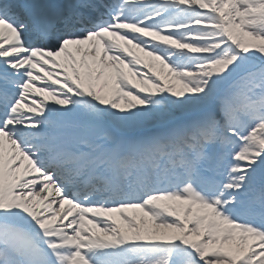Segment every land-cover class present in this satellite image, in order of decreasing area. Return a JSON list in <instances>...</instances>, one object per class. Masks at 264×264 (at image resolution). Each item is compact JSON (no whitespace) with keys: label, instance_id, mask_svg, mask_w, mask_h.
I'll use <instances>...</instances> for the list:
<instances>
[{"label":"snow or ice","instance_id":"6c2138e0","mask_svg":"<svg viewBox=\"0 0 264 264\" xmlns=\"http://www.w3.org/2000/svg\"><path fill=\"white\" fill-rule=\"evenodd\" d=\"M0 264H264V0H0Z\"/></svg>","mask_w":264,"mask_h":264},{"label":"bare ground","instance_id":"6f19581e","mask_svg":"<svg viewBox=\"0 0 264 264\" xmlns=\"http://www.w3.org/2000/svg\"><path fill=\"white\" fill-rule=\"evenodd\" d=\"M135 51H138V50H135ZM140 55H142V56H143L144 54H143V53H140ZM145 59H148V58H147V57H145Z\"/></svg>","mask_w":264,"mask_h":264}]
</instances>
